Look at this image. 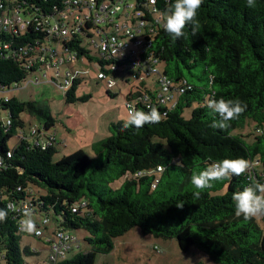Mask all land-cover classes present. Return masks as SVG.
Segmentation results:
<instances>
[{
  "label": "trees",
  "instance_id": "16d2710c",
  "mask_svg": "<svg viewBox=\"0 0 264 264\" xmlns=\"http://www.w3.org/2000/svg\"><path fill=\"white\" fill-rule=\"evenodd\" d=\"M26 1L49 11L59 0ZM144 2L136 0V6L144 10ZM172 3L156 0L155 5L166 15ZM246 4L247 0H203L195 35L192 23L177 39L164 28L155 30L149 49L162 63L163 72L191 85L173 107L154 101L148 107L136 104V109L146 112L157 108L163 116L160 123L137 129L125 128L123 121L113 122L109 134L92 144L93 156L77 149L54 161L56 143L42 148L19 140L14 145L12 158L0 170V194L5 196L0 208H7L5 198L14 203L29 198L34 215L49 216L68 231L85 232L78 238V251L53 264H94L97 254L113 249L115 237L135 226L143 234L176 238L182 251L196 247L216 264H264V217L259 222L236 216L231 199L249 184H264V0H256L254 8ZM25 36L14 38L20 42ZM81 42L75 33L64 45L79 57L105 62ZM28 74L18 60L3 57L0 50L1 85L21 83ZM80 80H73L65 90L67 103L88 98L76 95ZM221 97L247 104L245 112L223 130L211 127L219 117L206 106V98ZM2 108L8 109L12 120L6 133L0 127L3 151L7 138L26 124L22 112L38 119L45 129L55 122L34 100L11 96ZM185 108H191L189 116L184 115ZM247 120L254 122L257 131L251 142L233 133ZM237 157L257 161L253 172L213 181L204 190L191 183L192 175L212 162ZM158 165L162 170L156 182L153 173L139 174ZM120 178L122 182L113 186ZM197 191L199 198L194 195ZM81 199L86 205L73 211L71 206ZM19 222L16 212L0 222L2 264H42L43 248L34 251L21 245L22 235L30 233L21 230ZM80 240L87 245L85 250L80 249ZM27 255L35 256L36 262H27Z\"/></svg>",
  "mask_w": 264,
  "mask_h": 264
},
{
  "label": "built area",
  "instance_id": "2783aa9c",
  "mask_svg": "<svg viewBox=\"0 0 264 264\" xmlns=\"http://www.w3.org/2000/svg\"><path fill=\"white\" fill-rule=\"evenodd\" d=\"M156 0H145L144 10L136 6V0H59L49 11L43 10L40 5L26 0H0V50L3 57L18 60L28 70L29 75L39 72L41 77H48L49 70L53 71L50 80L55 82L60 76V65L69 64L81 59L76 51L69 49L64 42L75 33L82 39L81 44L93 48L105 62L95 60L93 64L97 70L96 79L104 80L108 89H112L118 81L129 82L130 74L141 82V87H136L134 93L127 97V112L137 103L147 107L154 101L168 108L176 104L180 94L191 88L185 80L175 81L163 70L158 68L159 59L149 49L153 35L157 28H163L166 15L155 5ZM27 33V36L25 34ZM31 34L34 37H29ZM25 36V41L18 42L16 38ZM16 37V38H14ZM88 75L86 70H67L64 75V86L67 89L73 80L84 78ZM155 75L156 89L152 90L145 85L146 76ZM27 76L22 82H25ZM36 78L35 81H37ZM25 82V86L28 85ZM21 86L14 83L11 86L0 84V92ZM150 91V93L148 92ZM132 92V91H131ZM10 99L7 95L0 94V127L3 133L8 131L11 121L8 109L2 108L3 103ZM45 129L44 124L29 123L18 128L6 140L3 151L0 146V170L12 158V148L19 140L31 142L42 148L55 144V137ZM15 137V144L10 147L7 142ZM253 165L248 172H253V167L258 163L250 161ZM162 167L139 174L153 173L155 182ZM253 175V174H251ZM154 182V183H155ZM154 185V184H153ZM5 196L0 194V199ZM6 205L14 204L17 208L24 206L30 208L29 198L19 203L5 198ZM86 200L81 199L73 204L71 209L76 211L84 207ZM22 217V212H16ZM39 234L30 233L42 244V247L33 248L34 251L45 249L47 255L43 264H53L67 256V253L79 245L78 237L65 228L53 223L49 216L40 215L35 220ZM3 263V254L0 252V264Z\"/></svg>",
  "mask_w": 264,
  "mask_h": 264
},
{
  "label": "rangeland",
  "instance_id": "374dc122",
  "mask_svg": "<svg viewBox=\"0 0 264 264\" xmlns=\"http://www.w3.org/2000/svg\"><path fill=\"white\" fill-rule=\"evenodd\" d=\"M94 53V49L92 50ZM158 68L162 71L163 65L159 63ZM86 70L88 75L80 80L76 86V95H88L84 101L76 100L67 103L64 99V75L67 70ZM97 70L93 61L81 59L60 65V76L53 82L50 77L53 71L49 70L48 77H41L39 72L27 76L21 86L11 90L0 92L9 97L14 96L21 101L34 100L42 105L55 118L54 125L48 130L55 137L56 152L53 160L56 161L64 155H69L77 149L84 150L93 156L92 144L109 134V126L113 122L125 121L127 118L126 101L130 93H134L136 87H141V82L130 74L129 82L118 81L112 89H108L104 80L96 79ZM36 78H38L37 81ZM155 75L144 78L145 85L155 90ZM132 91V92H131ZM191 108H185L184 115L189 116ZM20 117L26 124H38L39 120L28 112H22ZM254 130V122L247 120L242 126L234 129L233 133L241 134L246 142H251ZM16 138H11L7 145L12 147ZM259 168V167H258ZM122 178L113 186H118ZM39 216L33 214V219ZM259 222L260 217L256 218ZM71 232V231H70ZM76 237L81 238L85 233L83 230L72 231ZM21 245L29 246L31 249L42 247L41 242L31 234H23ZM87 245L80 240V249L85 250ZM78 251L73 248L67 253V258ZM47 251L42 250L43 258ZM36 257L27 255V262H36ZM216 264L208 254L196 247L188 251H182L176 238L154 237L151 234H143L139 227H133L124 234L114 238L113 249L108 253L96 255L94 264ZM38 264H41L38 262ZM43 264V262H42Z\"/></svg>",
  "mask_w": 264,
  "mask_h": 264
},
{
  "label": "clouds",
  "instance_id": "9594fccd",
  "mask_svg": "<svg viewBox=\"0 0 264 264\" xmlns=\"http://www.w3.org/2000/svg\"><path fill=\"white\" fill-rule=\"evenodd\" d=\"M202 4L203 0H174L172 6L167 10L163 24L164 30L173 39H177L184 35L186 25L192 23V31L195 35L198 27L197 14ZM255 5L256 0H247V7L254 8ZM206 106L219 117V119L213 120L211 127L221 130L228 128L229 122L237 119L247 109V104L239 98H206ZM162 119V114L155 107H151L147 112L132 107L127 113L124 127L133 126L139 129L146 124L160 123ZM7 124L10 125L11 121H7ZM252 166L251 162L244 157L224 158L212 162L204 170L194 173L191 177V183L196 189L204 190L212 187L213 181H222L231 179L232 176L243 175ZM194 195L199 198L200 191L195 192ZM231 199L235 204L236 216H243L245 220L264 217V184L259 182L249 184L242 190L234 192ZM177 206L182 207L183 205ZM9 212H22L23 218L18 227L29 233L39 234V229L33 219V212L28 206L19 209L14 204L9 203L7 208H0V222L6 221Z\"/></svg>",
  "mask_w": 264,
  "mask_h": 264
}]
</instances>
